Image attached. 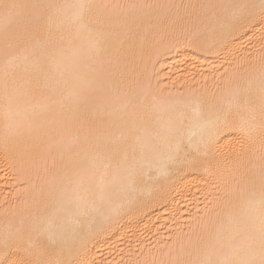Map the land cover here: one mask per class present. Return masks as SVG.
Instances as JSON below:
<instances>
[{"label": "bare ground", "instance_id": "6f19581e", "mask_svg": "<svg viewBox=\"0 0 264 264\" xmlns=\"http://www.w3.org/2000/svg\"><path fill=\"white\" fill-rule=\"evenodd\" d=\"M139 1L0 0V264H264V0Z\"/></svg>", "mask_w": 264, "mask_h": 264}, {"label": "rangeland", "instance_id": "374dc122", "mask_svg": "<svg viewBox=\"0 0 264 264\" xmlns=\"http://www.w3.org/2000/svg\"><path fill=\"white\" fill-rule=\"evenodd\" d=\"M125 1H126V2H130V0H123L124 3H125ZM131 1H132V0H131ZM192 1H193V0H141V2L145 3L144 5H146L147 3L152 4V3L155 2V4H157L156 7H157V6L165 7V8H162V9L165 10V11L163 10L164 12H167V10H168L169 8H170L171 10L174 9V8H175V9H180V8H181V9H182V8L185 9V7H186V8H187V7L189 8V7H191V5H192V4H190ZM195 1H197V0H195ZM195 1H194V2H195ZM139 2H140V1H139ZM141 2H140V3H141ZM122 4H123V3H122ZM128 4L131 5L132 3H128ZM147 5H148V4H147ZM167 6H168L169 8H168ZM166 7H167L168 9H166ZM157 8H159V7H157ZM183 9H182V10H183ZM168 12H169V11H168ZM162 39H164V37H162L161 40H162ZM153 70H154L153 72H157V68H156V67H155ZM153 74H154V73H153ZM17 180H19V179L17 178ZM17 182H18V181H17ZM17 182H16V183H17ZM19 182H20V181H19ZM20 183H21V182H20ZM20 183H17V185H20L19 187H21V185L23 184V183H21V184H20ZM17 185L15 184V185H12V186H11V188H13V187L15 188V189L13 188L14 190H12L11 188H9L10 186H8V191H7V189H6L7 187L5 188L6 190L4 189V190H5V193H6V192H7V193L4 194V201H3V200H0V201H3V202L0 203V204H3L4 202H5V203H6V202L8 203L7 195H9V194L11 195L12 193H10V192H12V191L14 192V191H16V189L18 190L19 187H18ZM15 186H17L18 188L15 187ZM24 186H25V185H24ZM9 189H10V190H9ZM23 189H24V187H23ZM11 190H12V191H11ZM19 190H22V189H19ZM2 193H4V192H2ZM10 195H9L8 197H9V199L11 198V200H12V198H13L12 195H13V194L11 195V197H10ZM0 196H1V194H0ZM5 196H6V198H5ZM6 199H7V201H5ZM9 202H10V201H9Z\"/></svg>", "mask_w": 264, "mask_h": 264}]
</instances>
